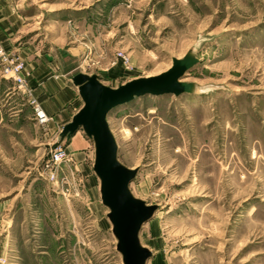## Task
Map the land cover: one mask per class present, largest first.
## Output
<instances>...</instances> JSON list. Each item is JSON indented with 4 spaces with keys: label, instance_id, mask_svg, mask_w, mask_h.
I'll return each instance as SVG.
<instances>
[{
    "label": "rangeland",
    "instance_id": "1",
    "mask_svg": "<svg viewBox=\"0 0 264 264\" xmlns=\"http://www.w3.org/2000/svg\"><path fill=\"white\" fill-rule=\"evenodd\" d=\"M0 23L1 52L23 63L40 107L33 61L116 88L193 51L184 81L196 94L138 98L107 117L118 160L138 170L131 193L158 207L139 235L146 264H264V0H0ZM2 67L0 264H122L92 142L81 159L70 139L41 144L48 124ZM57 147L67 156L51 167Z\"/></svg>",
    "mask_w": 264,
    "mask_h": 264
},
{
    "label": "water",
    "instance_id": "2",
    "mask_svg": "<svg viewBox=\"0 0 264 264\" xmlns=\"http://www.w3.org/2000/svg\"><path fill=\"white\" fill-rule=\"evenodd\" d=\"M198 63L195 53L188 51L182 58H172L166 71L130 80L116 88L102 84L95 74L77 73L70 79L82 105L62 127L58 139L69 140L81 131L92 142V173L99 184L100 203L107 210L106 218L122 264H146L152 256L140 243L139 235L158 207L131 193L129 186L138 170L118 160L116 140L107 117L116 108L138 98L196 94L195 85L182 80Z\"/></svg>",
    "mask_w": 264,
    "mask_h": 264
},
{
    "label": "crops",
    "instance_id": "3",
    "mask_svg": "<svg viewBox=\"0 0 264 264\" xmlns=\"http://www.w3.org/2000/svg\"><path fill=\"white\" fill-rule=\"evenodd\" d=\"M3 29L2 23H0V32ZM30 69L29 84L33 87L34 94L37 97L44 112L51 118L47 127L43 129L44 134L41 144L49 145L51 136L58 137L60 130L64 125L70 122L72 116L81 107V100L76 94V89L71 83V78L68 79L64 75L54 73L51 63H47L45 60L41 62L33 61L28 64ZM5 81H1L4 84ZM20 120L25 122L23 114L16 115ZM0 115V121H1ZM32 114L30 115V120ZM55 139V138H54ZM48 140V142H45ZM89 144L87 138L81 131L76 132L69 140L68 149L74 153L77 159H81V156L85 155V151L88 149Z\"/></svg>",
    "mask_w": 264,
    "mask_h": 264
},
{
    "label": "built area",
    "instance_id": "4",
    "mask_svg": "<svg viewBox=\"0 0 264 264\" xmlns=\"http://www.w3.org/2000/svg\"><path fill=\"white\" fill-rule=\"evenodd\" d=\"M0 58L3 62V67L1 70V76L6 79H10L17 88L21 92L26 94L28 97V103L32 108L33 118L37 125L44 127L49 122V117L44 113V111L41 109V107L38 105V103L35 101L34 97L31 96L30 91L25 89V83H26V75H25V68L22 62L14 61L10 59L11 61H8V58L3 55L0 49ZM67 155L65 154V151L61 150L60 147H57L52 152L49 163L51 167H58L63 160L65 159Z\"/></svg>",
    "mask_w": 264,
    "mask_h": 264
},
{
    "label": "bare ground",
    "instance_id": "5",
    "mask_svg": "<svg viewBox=\"0 0 264 264\" xmlns=\"http://www.w3.org/2000/svg\"><path fill=\"white\" fill-rule=\"evenodd\" d=\"M147 77H149V76H147ZM182 81H184V79Z\"/></svg>",
    "mask_w": 264,
    "mask_h": 264
}]
</instances>
